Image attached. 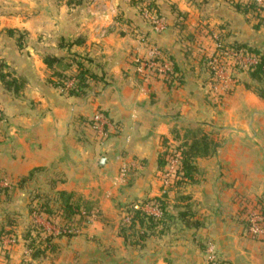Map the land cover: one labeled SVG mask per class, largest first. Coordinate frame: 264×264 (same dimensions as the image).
<instances>
[{"label":"crops","instance_id":"0c3cea01","mask_svg":"<svg viewBox=\"0 0 264 264\" xmlns=\"http://www.w3.org/2000/svg\"><path fill=\"white\" fill-rule=\"evenodd\" d=\"M149 1L162 27L144 16V0H0V176L14 185L9 195L0 188V226L10 212L26 218L23 202L33 186L80 194L112 219L88 222L86 230L105 231L98 243L79 235L58 240L66 253L54 259L32 257L20 222L16 243L0 242V264H209L206 241L214 244L215 264H264V240L247 235L242 219L244 212L264 215V97L249 63L228 59L213 91L204 65L219 50L216 37L230 55L234 44L264 54V25L255 29L226 0ZM152 48L166 56L149 65ZM45 56L55 59L51 67ZM73 59L102 79L80 97L52 83L59 72L75 74ZM164 62L165 79L157 74ZM97 110L109 120L103 134L89 122ZM202 136L206 153L191 159V178L165 184L164 142L187 148ZM164 193L175 217L167 232L142 246L126 243L117 216ZM149 206L143 208L158 215ZM187 209L199 228L177 218Z\"/></svg>","mask_w":264,"mask_h":264},{"label":"trees","instance_id":"16d2710c","mask_svg":"<svg viewBox=\"0 0 264 264\" xmlns=\"http://www.w3.org/2000/svg\"><path fill=\"white\" fill-rule=\"evenodd\" d=\"M232 8L236 12H241L246 14L247 19L252 22V26L255 29L260 28L264 25V8L259 6L254 0H228ZM146 7H151V2L147 0ZM234 50L240 51L241 53H252L256 61L252 65L250 64L247 69V74L251 80L256 82L254 87L257 94L261 97H264V54L259 53L254 48L249 47L245 44H234ZM55 59L49 56L44 57V62L48 67L52 66V62ZM76 71L73 76H65L62 73H57L59 80L57 82L52 81V83L65 88V92L68 96L80 97L86 95L91 85L98 80H102L100 75H97L92 70H90L83 62L76 61L73 59ZM68 66L71 63H67ZM170 73L168 74V76ZM4 77V75H2ZM73 78V83L66 88V83L68 79ZM206 139L205 136H202L198 139H193L187 148L182 150L179 153V166L174 174V184L180 185L182 181L188 180L191 178V173L194 166L191 164V159L196 156V154L206 153ZM161 166L165 164L163 157L159 159ZM33 172H30L28 176L21 178L18 183L21 185L32 175ZM7 191L8 188H3ZM57 200H58V212L61 220L65 223L74 222L78 225H81L87 222L88 217L94 212L95 206L93 203L85 199L82 195L68 192L65 190L57 191ZM261 208L264 206V196L259 199ZM144 204L150 205L156 208L160 215L146 211L143 206ZM44 207L47 212L52 210L49 208L48 204L45 203ZM166 193L162 196H155L145 200L138 208L132 207L130 213L132 214L131 220L128 224H123L119 227V233L123 236L125 242H130L131 245H141V241L145 240L149 236H161L166 233L169 229V225L174 221V215L170 214L166 209ZM262 213V211H261ZM102 220L103 218L100 217ZM177 218L182 221L186 227L199 228L201 223L196 218L195 214L191 211L184 210L180 211L177 214ZM15 222L12 217L7 218L3 226H0V240L3 236L9 235L11 231L15 228ZM134 239L131 240L130 237ZM142 246V245H141ZM202 248H206L203 245ZM54 249V248H53ZM40 254H43V251L33 250L31 253L32 257H38Z\"/></svg>","mask_w":264,"mask_h":264},{"label":"rangeland","instance_id":"374dc122","mask_svg":"<svg viewBox=\"0 0 264 264\" xmlns=\"http://www.w3.org/2000/svg\"><path fill=\"white\" fill-rule=\"evenodd\" d=\"M226 1L231 6L230 2L228 0H226ZM233 1H238V0H233ZM216 38H218V41H216V47L219 50L214 51L213 53H210V54L211 55L215 54V56L220 61V66L215 70L211 69L210 66L207 64V60L209 59L210 54L206 56L204 65L206 67V73H207V75H206V77H207L206 78L207 79L206 88L208 91L215 90V88L218 84L223 83L224 79L226 78L224 76V72L226 71L225 63L228 59H230L231 66H233V64L239 65L242 62L243 66L247 67L248 65L246 63H249V65L250 64L252 65L256 61L255 57H252L251 55L248 56V58L246 57V59H245V57L243 56L244 55L243 52L239 56H236V57L231 56L230 50H228L226 48L222 49V46L219 47L218 44L221 41H220L219 37H216ZM156 49H159V48H156ZM232 52H237V51L233 50ZM165 56H166L165 53L162 51V56L160 58L155 57V59H154L152 56H148L146 58L145 62L150 65V64L156 63L158 59L164 60ZM228 56H230V57H228ZM158 65H161V63ZM165 70H166L165 67H164V69L157 70V74L159 73V76H161V78H163V71H165ZM227 71L231 72V71H233V68H229ZM213 72H215V74H213ZM231 78L232 77H230V79ZM97 111L102 112L100 110H97ZM97 111H95V112H97ZM1 112H2V110H1ZM92 115L89 118L90 124H91ZM103 115L105 116V118L107 120V125H109L108 118L106 117V115L104 113H103ZM3 119H4V115L2 113V117H1L0 121H2ZM91 127H92V124H91ZM184 144H185V142H184ZM184 149L185 148H183L181 146L180 142H178V141H175V143L171 142L170 144L164 142L162 150H161V152H159V157H163L165 160V163H166L167 159H169L170 157H175V155H178ZM51 176H52V178L54 177V179H60V177H61L60 173L56 170L51 172ZM173 184H174V181H173ZM13 186H14L13 182H8L0 176V188L1 187L2 188H8L11 191L12 190L11 188ZM174 186H175V184H174ZM167 188H168V189H166L167 192L172 189L170 187H167ZM28 191H29V193L26 196V202H23L24 205L26 206V215H25L26 218L25 219L20 218V214L18 215L17 213H13V212L6 214V216L4 217L5 220L7 218L12 217V219H14V222L16 225L15 228L13 229V231H11L9 235L3 236L0 240V242H2L4 240L5 243L7 244V246L8 245L13 246V244L16 243L18 226H19V223L21 222V224H22L21 235L25 239L28 240L27 241V245H28L27 249L29 250L30 254L33 252V250L39 249V251H41V250L43 251V254H40L39 257L46 258V256H49V254H51L49 258L51 259V257H52V259H54V257H60L66 253L65 250H62L60 248V246H59L60 242L58 240L70 239L73 236L79 235L80 237L84 238V240H87V239L90 240L94 237L95 239H97L96 243H98V239L103 238V233L105 234V231L104 232L102 231V232H100V234H98L99 232H98V228L96 226H92L86 230L88 222L95 219V218L97 219V217H99V216L103 218V220L100 218L102 220V222H105L106 219L108 220V223H109V221H112V219L109 216L110 214L102 215L101 212L100 211L98 212L95 208L94 212L88 218L87 222H85L81 225H78L77 223H74V222L73 223L72 222L65 223L61 220V218L59 216V212H58L59 211L58 210V204L59 203L57 200L58 196H57L56 192L53 194H51V193L49 194V192L42 190L41 186L40 187L33 186ZM4 193L7 194V191H5ZM7 195H9V194H7ZM45 203L48 204L49 208L52 210V213L51 212L49 213L46 211V209L44 207ZM112 205H113V202H112ZM139 205H137L136 207H134V206H130V207L131 208L132 207L138 208ZM130 209L124 208L122 210L123 213H121L117 216L116 219H117V221H119L118 222L119 226H121L123 224H128L129 221L131 220L132 214L130 213ZM29 212H30V215H29ZM155 212L158 215H160V212L158 210H155ZM243 214H244V217L242 219L244 221L245 230H246L247 235H249L250 237L257 239V240L258 239L264 240V237H254V236L250 235L249 230H248L249 229V219L254 217L255 215H260L261 213H255L254 211L253 212L251 211V212H244ZM261 215H263V214H261ZM111 225H114V223H112ZM108 231L109 232L106 233V235H109V233L112 231L111 228H109ZM110 236L112 237L113 234ZM130 239L133 240L134 238L131 236ZM205 243H206V245H207V243H211V245L213 246L214 252L216 253L214 244L211 241H206ZM61 246L64 247V245H62V244H61ZM98 246H101V244H99ZM207 260H208L209 264H215V262L209 260L208 257H207Z\"/></svg>","mask_w":264,"mask_h":264},{"label":"built area","instance_id":"2783aa9c","mask_svg":"<svg viewBox=\"0 0 264 264\" xmlns=\"http://www.w3.org/2000/svg\"><path fill=\"white\" fill-rule=\"evenodd\" d=\"M259 6L264 8V0H254ZM147 0H144V16L150 20V22L156 26H163V20L158 15V13L152 9L146 7ZM232 56H239L241 55L240 51L232 52ZM149 56H152L154 59L155 57H161L162 51L160 49L152 48L149 51ZM166 70L163 71V78H166V72L170 70L169 65L167 62H164ZM207 64L210 66L211 69H217L220 66L219 59L214 55L209 56L207 60ZM215 74V72H213ZM2 117V112L0 110V119ZM91 124L94 130L98 131L100 134H103L105 127L107 126V120L102 112H95L91 117ZM179 154L175 155V157H170L166 160L165 170L163 172V180L165 184H169L174 179V174L179 166ZM122 173H125V169L122 170ZM249 233L254 237H264V216L263 215H255L254 217L249 219ZM206 255L209 260L216 262L218 260L217 254L214 252L213 246L211 243H207L205 248Z\"/></svg>","mask_w":264,"mask_h":264},{"label":"water","instance_id":"95a60500","mask_svg":"<svg viewBox=\"0 0 264 264\" xmlns=\"http://www.w3.org/2000/svg\"><path fill=\"white\" fill-rule=\"evenodd\" d=\"M104 161H105V158H101V159H100V164H103Z\"/></svg>","mask_w":264,"mask_h":264}]
</instances>
